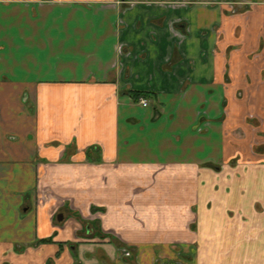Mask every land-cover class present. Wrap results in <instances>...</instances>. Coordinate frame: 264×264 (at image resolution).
Masks as SVG:
<instances>
[{
	"label": "crops",
	"instance_id": "1",
	"mask_svg": "<svg viewBox=\"0 0 264 264\" xmlns=\"http://www.w3.org/2000/svg\"><path fill=\"white\" fill-rule=\"evenodd\" d=\"M119 244L264 264V0H0V264Z\"/></svg>",
	"mask_w": 264,
	"mask_h": 264
},
{
	"label": "rangeland",
	"instance_id": "2",
	"mask_svg": "<svg viewBox=\"0 0 264 264\" xmlns=\"http://www.w3.org/2000/svg\"><path fill=\"white\" fill-rule=\"evenodd\" d=\"M249 114H254V112H252V111H249L248 112ZM207 122V121H206ZM208 124H209V121L207 122ZM198 127V126H197ZM203 127L202 126H200V127H198V129H202ZM83 234L85 235V236H87V237H89L88 235H90V236H92V237H94L95 239H96V236L97 235H99V232H97V233H95L94 232V234L93 235H91V233L90 232H88V233H85V232H83ZM94 239V240H95ZM88 240H93V238H88ZM104 240H106V238L104 239ZM122 247H124V245H122V244H119V245H117V251L119 252V251H121V248ZM130 251H131V253L129 254V255H126V262L127 263H130V264H133V261H132V256H134V254H133V249L131 248L130 249ZM168 258V257H167ZM118 259L120 260V258L118 257ZM182 260V259H181ZM161 261H162V263L161 264H172L171 262H168V260H166L165 259V257H163L162 259H161ZM184 263H188V262H186V261H184Z\"/></svg>",
	"mask_w": 264,
	"mask_h": 264
},
{
	"label": "built area",
	"instance_id": "3",
	"mask_svg": "<svg viewBox=\"0 0 264 264\" xmlns=\"http://www.w3.org/2000/svg\"><path fill=\"white\" fill-rule=\"evenodd\" d=\"M142 102H143L144 105L148 103L145 98L142 99ZM122 252H123L124 255H129L131 253L130 248L129 247H125V246L122 247Z\"/></svg>",
	"mask_w": 264,
	"mask_h": 264
},
{
	"label": "water",
	"instance_id": "4",
	"mask_svg": "<svg viewBox=\"0 0 264 264\" xmlns=\"http://www.w3.org/2000/svg\"><path fill=\"white\" fill-rule=\"evenodd\" d=\"M59 217H60V218H62V217H63V214H62V213H60Z\"/></svg>",
	"mask_w": 264,
	"mask_h": 264
}]
</instances>
